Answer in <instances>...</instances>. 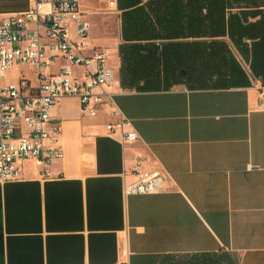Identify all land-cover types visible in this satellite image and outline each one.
I'll use <instances>...</instances> for the list:
<instances>
[{"label": "crops", "instance_id": "crops-1", "mask_svg": "<svg viewBox=\"0 0 264 264\" xmlns=\"http://www.w3.org/2000/svg\"><path fill=\"white\" fill-rule=\"evenodd\" d=\"M105 1L113 56L95 45L139 139L61 99L64 158L0 184V264H264V0ZM30 4L0 0V21ZM138 160L161 192L126 193Z\"/></svg>", "mask_w": 264, "mask_h": 264}, {"label": "built area", "instance_id": "built-area-1", "mask_svg": "<svg viewBox=\"0 0 264 264\" xmlns=\"http://www.w3.org/2000/svg\"><path fill=\"white\" fill-rule=\"evenodd\" d=\"M110 7L117 0H108ZM107 50L91 38V24L82 0H31L27 11L6 14L0 21V184L21 180L24 163L37 160L49 166L64 158L61 127L52 113L61 99L76 97L82 114L106 112L110 134L124 142L139 139L133 123L117 106L107 87L115 81ZM28 67L36 84L21 70ZM8 75L10 77L8 78ZM264 96V93H263ZM260 107L264 110V97ZM136 181L126 193L150 194L163 190L165 176L146 173L138 160ZM44 175L50 176L46 169Z\"/></svg>", "mask_w": 264, "mask_h": 264}, {"label": "rangeland", "instance_id": "rangeland-1", "mask_svg": "<svg viewBox=\"0 0 264 264\" xmlns=\"http://www.w3.org/2000/svg\"><path fill=\"white\" fill-rule=\"evenodd\" d=\"M84 8L90 13L89 18L92 23L91 38L93 43H99L107 47L112 57L114 54L113 42L119 32V20L116 13L110 10L105 0H88L87 3L84 4ZM21 70L26 77L35 79L33 71L28 67H22V69L12 72V81H19L17 76L21 73ZM9 77L10 75H8V78Z\"/></svg>", "mask_w": 264, "mask_h": 264}]
</instances>
